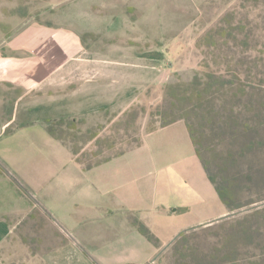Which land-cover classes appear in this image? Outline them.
Returning a JSON list of instances; mask_svg holds the SVG:
<instances>
[{"label":"crops","instance_id":"0c3cea01","mask_svg":"<svg viewBox=\"0 0 264 264\" xmlns=\"http://www.w3.org/2000/svg\"><path fill=\"white\" fill-rule=\"evenodd\" d=\"M200 1L177 0L176 7L189 11ZM121 13L132 19L124 9ZM29 22L31 30L0 43V250L40 210L55 233L21 264H160L161 252L178 233L230 213L183 120L147 131L139 145L85 168L69 144L48 133L49 112L40 115L50 102L61 101L51 94L67 90L68 116L57 117L88 125L121 115L146 91L195 66L191 39L120 37L116 52L79 55L62 70L54 66L60 55L50 48L64 41L84 52L79 34L49 33L43 48L40 35L49 23ZM134 219L157 243L133 225ZM19 247L31 251L29 245Z\"/></svg>","mask_w":264,"mask_h":264},{"label":"rangeland","instance_id":"374dc122","mask_svg":"<svg viewBox=\"0 0 264 264\" xmlns=\"http://www.w3.org/2000/svg\"><path fill=\"white\" fill-rule=\"evenodd\" d=\"M109 2L0 0V43L19 30H31L33 20L49 23L40 35L43 48L49 46V33L79 34L84 52L64 41L50 48L60 55L54 66L63 70L79 55L116 52L120 37L187 36L195 66L175 72L156 91H146L124 113L109 114L101 123L85 125L68 117L60 122L57 116H68V90L51 94L61 101L50 102L40 115L49 112V119L58 118L57 134L82 148L85 162L134 147L147 131L183 116L215 176L225 175L236 185L239 202L259 199L229 212L264 202V0H201L189 11H179L177 0H113L110 4L117 8L111 10ZM121 8L132 19L121 17ZM48 222L35 211L0 250V264H21L34 247L53 237ZM172 243L161 252L160 264H264V204L188 230ZM22 244L31 251L21 250Z\"/></svg>","mask_w":264,"mask_h":264},{"label":"trees","instance_id":"16d2710c","mask_svg":"<svg viewBox=\"0 0 264 264\" xmlns=\"http://www.w3.org/2000/svg\"><path fill=\"white\" fill-rule=\"evenodd\" d=\"M64 118H60L59 121L62 122ZM176 120H183L186 124V128L188 130L190 139L192 141V144L194 146V150L196 155L198 156L199 160L202 163V166L206 172V175L208 177V179L210 180V182L214 185V188L216 190V192L218 193L220 199L222 200V202L228 207L229 210H233L234 208H238L241 207L243 205H247L250 204L252 202H255L257 200H259L256 197H250L248 199H246V201H238V192L236 189V185H234L233 183H231L230 181H228V179L225 177V175L223 177H217L215 176V174L211 171L210 165L208 160L204 157L202 151H201V143L199 142V139L197 138V135H195L194 129L192 127V125L183 117V116H176L174 118H171L170 120H167L165 122H163L160 126H164L167 125L169 123H172ZM58 120H48L47 122V131L50 135H52L55 138L61 139L63 142L67 143L61 136H59L56 132V128L54 127V123H57ZM72 121L76 122L74 119H72ZM70 145L74 155H76V160L81 163L85 168H91L94 165H97L99 163H102L104 161H107L108 159H110L111 157L115 156V155H119L121 154L123 151L118 152L117 154L114 155H110L107 156L105 158H102L100 160H96V161H92V162H85L81 157L80 154L83 153L82 148H75L74 146H72L70 143H67ZM140 142L137 144L139 145ZM136 145V146H137ZM85 154V153H83ZM256 176V174H254V177ZM19 188L23 193L27 192V188L24 185L19 184ZM249 190L250 188L247 187ZM251 193V192H250ZM254 194V193H252ZM232 213V212H230ZM227 214L224 217H221L219 219H223L226 217H229L233 214ZM217 219V220H219ZM133 225L137 227V229L143 233L149 240L157 243V238L154 236V234L150 231V229L148 227H146L142 222H140L139 220L134 219L132 221ZM209 223L203 224V225H198L196 227H192L189 228L187 230L181 231L178 236L171 242L172 244H175L177 242H179L180 238L183 237L184 233L187 232L188 230L191 229H195V228H199L202 227L204 225H207ZM170 243V244H171Z\"/></svg>","mask_w":264,"mask_h":264},{"label":"water","instance_id":"95a60500","mask_svg":"<svg viewBox=\"0 0 264 264\" xmlns=\"http://www.w3.org/2000/svg\"><path fill=\"white\" fill-rule=\"evenodd\" d=\"M262 204H264V202H262V203H259V204H255V205H250V206H248V207H245V208H242V209H240V210H238V211H236V212H232V213H230V214H236V213H241V212H245V211H248V210H251V209H253V208H255V207H257V206H260V205H262ZM179 234V233H178ZM178 234L165 246V248L178 236Z\"/></svg>","mask_w":264,"mask_h":264}]
</instances>
